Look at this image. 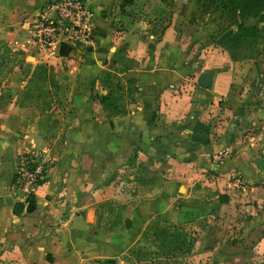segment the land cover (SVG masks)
Instances as JSON below:
<instances>
[{"label":"crops","instance_id":"0c3cea01","mask_svg":"<svg viewBox=\"0 0 264 264\" xmlns=\"http://www.w3.org/2000/svg\"><path fill=\"white\" fill-rule=\"evenodd\" d=\"M45 1L0 0V37L22 51L0 81V264H116L151 219L189 227L188 264H264V86L245 83L247 65L152 0H85L91 38L35 52L21 17ZM39 61L69 87L54 149L36 109L16 103ZM104 70L135 80L122 114L98 101ZM27 149L46 150L50 165L31 187L34 208L14 214ZM105 200L122 205L113 230Z\"/></svg>","mask_w":264,"mask_h":264},{"label":"trees","instance_id":"16d2710c","mask_svg":"<svg viewBox=\"0 0 264 264\" xmlns=\"http://www.w3.org/2000/svg\"><path fill=\"white\" fill-rule=\"evenodd\" d=\"M228 1H234L235 7L246 14H255L259 10L264 12V0ZM236 25L240 26L239 23ZM70 48L71 46L67 44H60L58 53L66 54ZM21 61L22 51L10 48L4 39L0 37V81L1 78L10 72L12 67L20 65ZM101 74L107 77H116L112 85L100 77L106 87L105 92L98 95V101L102 109L106 115L124 113L126 110L125 103L133 100V93L136 92L134 78H127L126 85L123 86L121 80L114 72L104 70ZM68 89V84L56 74L51 64L39 61L34 64L24 85L16 96L18 105H31L36 109L38 129L44 134L45 138H48L47 133L52 132L53 128L58 124L59 116L71 117L72 109L68 106ZM15 179L16 173L12 176L13 183ZM111 203L107 200L100 203L106 212L111 214V217L108 219L106 217L103 223V227L106 230H113L120 222L121 217L122 205L119 203H112L111 205ZM33 208V194L29 193L25 197L24 202H14L12 212L19 214L22 210L31 211ZM141 236L140 238L149 243L151 248L138 244L130 249V254L133 255L135 261H144L149 264H164L165 259L187 253L195 239L191 231L158 219L149 220Z\"/></svg>","mask_w":264,"mask_h":264},{"label":"rangeland","instance_id":"374dc122","mask_svg":"<svg viewBox=\"0 0 264 264\" xmlns=\"http://www.w3.org/2000/svg\"><path fill=\"white\" fill-rule=\"evenodd\" d=\"M235 6L234 1L228 0H152V9L163 8L167 16L171 15L172 11L180 12L186 21L191 23L192 27L194 26L193 30L198 33L197 36H203V40L211 39L225 48L232 58L247 65L249 71L247 74L250 76L246 84L254 85L256 82L260 87L264 86V76L262 78L260 74L264 72V12L259 10L255 14H246ZM237 23L240 24L239 27ZM121 63L130 64V61ZM100 77L107 80L110 85L116 80V77H107L104 74ZM3 78H6V75ZM53 129L57 130V128ZM69 131L68 128L65 134ZM51 133H47V139L50 140L54 149L58 140H54L56 132L53 135ZM44 154L51 159L50 153L46 150ZM181 227L190 230L189 227ZM138 244L151 248L149 243L139 238L126 252L119 254L116 264H149L144 261H135L130 254V249ZM178 256L165 259L164 264H188L183 256ZM101 263L109 264L107 260Z\"/></svg>","mask_w":264,"mask_h":264},{"label":"built area","instance_id":"2783aa9c","mask_svg":"<svg viewBox=\"0 0 264 264\" xmlns=\"http://www.w3.org/2000/svg\"><path fill=\"white\" fill-rule=\"evenodd\" d=\"M90 14L85 0H46L34 13L23 15L21 23L28 45L33 51L40 52L53 50L60 44L86 43L91 38ZM49 165L50 159L42 150L27 149L20 153L14 183L24 197L34 184L45 179Z\"/></svg>","mask_w":264,"mask_h":264},{"label":"water","instance_id":"95a60500","mask_svg":"<svg viewBox=\"0 0 264 264\" xmlns=\"http://www.w3.org/2000/svg\"><path fill=\"white\" fill-rule=\"evenodd\" d=\"M207 72H202L201 74H200V84L202 85V86H206V84H207Z\"/></svg>","mask_w":264,"mask_h":264}]
</instances>
